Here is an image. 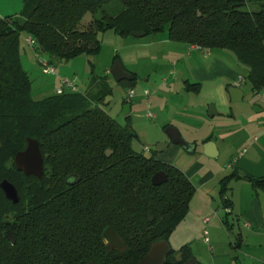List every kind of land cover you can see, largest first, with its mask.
Here are the masks:
<instances>
[{
	"label": "trees",
	"instance_id": "1",
	"mask_svg": "<svg viewBox=\"0 0 264 264\" xmlns=\"http://www.w3.org/2000/svg\"><path fill=\"white\" fill-rule=\"evenodd\" d=\"M112 4L118 8L108 13L104 8ZM248 5L253 11L244 10ZM86 14L89 21L81 24ZM105 32L120 38L166 32L171 43L225 50L245 69L250 90H264V0H21L16 15L0 17V181L9 182L18 197L11 204L0 191V264H135L151 244L167 243L187 213L194 191L187 178L152 153L135 152V134L98 107L110 95L106 83L94 84L82 96L29 98L30 80L18 52L21 34L35 41L37 53L68 61L95 56L97 35ZM129 75L119 82L126 88L136 81ZM184 89L197 92L198 87ZM26 138L38 145L40 181L23 176L12 163ZM158 172L165 181L153 187L150 178ZM236 179L253 190L264 186L262 179L235 172L220 178L223 207L228 184ZM4 214L9 218L1 219ZM221 223L228 229L225 217ZM106 228L123 249L107 246ZM190 259L188 247L169 248L163 264Z\"/></svg>",
	"mask_w": 264,
	"mask_h": 264
},
{
	"label": "crops",
	"instance_id": "2",
	"mask_svg": "<svg viewBox=\"0 0 264 264\" xmlns=\"http://www.w3.org/2000/svg\"><path fill=\"white\" fill-rule=\"evenodd\" d=\"M20 8L21 0H0V17L16 15ZM158 41L169 47L164 56H171V60L175 62L172 64L174 70L167 72L174 77L165 92H159L162 87H166V84L161 83L149 91L142 90L141 97H144L143 93L146 92L145 98L148 97L152 104L159 101L160 95L178 98L180 105L193 108L195 105L185 100L192 95L197 102L199 120L209 127L198 142H185L187 149H175L161 161L156 159L181 172L194 190L185 217L168 236V247L175 252L182 246L188 247L195 264H264V186L253 190L243 179L229 182L228 191L223 198L229 213L228 216L223 213L222 217L231 225L235 223L234 231L231 227L229 234L225 232L221 217L216 214L219 205L222 211L224 207L218 196L217 186L215 188V181L220 178V173L224 172H227L224 173L227 175L235 172L238 176L246 175L264 181V90L252 92L244 77L235 73L240 71V68H231L229 63H224V56L227 61H232L224 50H209L208 54L203 56L189 46L184 45L186 49L183 50L179 44L168 42L166 38ZM131 53L126 61L134 66L138 60H147L149 64V59L155 58L148 52ZM117 61L126 71L121 60ZM135 72L137 71L131 74L134 73L138 77ZM161 73L163 71L160 67L159 74ZM60 78L65 77L55 76L57 85ZM187 85L197 86V92L185 91ZM229 87L240 90L239 102H230L227 94ZM208 105H213L216 112L211 118L206 116V112L205 115L201 111L198 112ZM171 120L173 118L163 119L162 127L170 126L179 135ZM176 123L182 124L181 121ZM220 158L223 162L222 169L210 165L211 161ZM216 199L218 206L214 205ZM204 219H207L205 223ZM203 232H206L207 236L205 242L202 241ZM225 244H229L228 248L232 247L235 251L226 250Z\"/></svg>",
	"mask_w": 264,
	"mask_h": 264
},
{
	"label": "rangeland",
	"instance_id": "3",
	"mask_svg": "<svg viewBox=\"0 0 264 264\" xmlns=\"http://www.w3.org/2000/svg\"><path fill=\"white\" fill-rule=\"evenodd\" d=\"M117 8L118 6H116V4H112L104 9H106L108 13H115ZM244 10L253 11L252 5L246 6ZM89 18V15H84L81 20V24L89 21ZM26 38L27 37L24 34L19 36L18 52L21 68L30 80L29 98L32 102H38L55 96V86L58 84L55 76L68 78V80L76 87V93L81 96L89 93L94 84L106 83L110 89V95L105 97L103 103L99 104L98 107L118 125H127L135 134V139H133L131 143V148L135 152L142 153L145 156L152 153L155 159L159 158L160 161L172 150H181V147L168 143L165 129L162 127L164 125L162 122L163 119L168 117L173 118V120H171V124L178 129L183 143H189L191 141L198 142V139L207 133L209 127L207 128L206 123L203 124L204 121L199 120L196 110L197 102L192 95H189V97H187L189 99L185 98V100L192 103V105H195L193 108H190V106L186 107L184 104L180 105L178 98H167L160 95L158 96L159 101L152 104L148 97H141L140 93L142 90L149 91L151 88H157L161 83L166 84V87H162L159 92H165L170 80H173L174 76H170L167 72L174 70L172 64L175 62L171 60V56H164L169 47L158 41L161 38H166L167 40L166 32L143 36L140 38H132L130 36L120 38L113 35L111 32L98 34L97 38L99 41V50L95 56L81 55L68 61H59L55 57L48 54L37 53L38 60L49 63V65L53 67L54 75H45L41 73V68L37 59L34 57V52L25 45L24 40ZM179 46H181L183 50L186 49L184 45L179 44ZM134 52H148L150 55L155 56V58L149 59V64H147V60H138L136 66H134L126 61L129 54H133ZM224 52L230 60L232 59V61H227V57L224 56V63H229L231 68H236V66H238L237 68H240V71L235 73H240V75L244 77L245 69L235 62L231 53L225 50ZM113 56H116L118 60H121L124 69L126 71H130L129 73L137 71L135 73H137L138 77L135 76L136 81L131 89L124 87L120 83H114L108 73H106L112 65L111 62ZM157 66L159 67L157 68ZM160 67L163 71L161 74H159ZM246 85L248 86V84ZM57 86L59 87V85ZM129 90L132 91L134 96L129 104V118L128 120H125L122 113V101H124L126 93ZM91 94L92 93H90V95ZM209 106L211 105H208L207 107L205 106L203 109H199L198 112L201 111L205 115ZM177 108H180L182 111H178ZM147 113H150L153 118H147ZM204 120L206 122V119ZM177 121H181L182 124L176 123ZM211 133H213V131ZM162 145H165V147L160 152H156V148ZM142 148H147L149 152H142ZM211 162L212 163H210V165L212 164L220 169L223 168L222 158ZM224 173H220V178L227 175ZM219 179L215 181V188L217 186V189ZM214 205L218 206L217 199ZM223 213L224 212L219 205L216 210V214L222 219L224 216ZM211 214L213 215V212ZM211 214L210 216H212ZM9 216L10 214H4L1 216V219H8ZM214 216L215 215H213V217ZM227 224L228 229H224L225 232L229 234L231 227L232 231H234L233 226H235V223L231 225L227 221ZM228 245L225 244L226 250L229 249ZM229 250L233 251L234 249L231 247Z\"/></svg>",
	"mask_w": 264,
	"mask_h": 264
},
{
	"label": "water",
	"instance_id": "4",
	"mask_svg": "<svg viewBox=\"0 0 264 264\" xmlns=\"http://www.w3.org/2000/svg\"><path fill=\"white\" fill-rule=\"evenodd\" d=\"M143 33H131L130 37L132 38H140L143 37ZM108 75L112 79L114 83H119L121 81H128L130 79L129 73L123 70L121 64L119 62H115L111 65L108 70ZM227 94L230 98L231 103L239 102L241 99V92L239 89L234 87H229L227 89ZM129 112V105L123 104L122 106V113L124 118L128 116ZM216 112L214 110L213 105L208 107L206 112V116L211 118L215 116ZM165 133L168 139V143L172 145L179 146L181 148H186V144L183 143L181 138L179 137L176 130L172 127L165 128ZM25 148L22 151L17 152L13 158L12 163L14 168L17 172H21L24 176H31L34 177L36 180L40 181L43 175V168H42V158L39 153L37 142L33 139H25ZM165 145L158 146L156 148V152H160ZM110 152H105V155L108 156ZM71 179H75L74 176H71ZM76 181V180H75ZM165 177L161 172L155 173L150 178V185L153 187L159 186L164 183ZM0 191L4 197V199L11 204H16L18 201L16 191L14 187L7 182L6 180L0 181ZM150 221L151 218H148ZM102 237L105 240L107 246L111 249H123V244L120 242L116 234L110 229L106 228L103 233ZM6 240L9 242L10 245H13L14 238L11 237L10 233L7 232L5 234ZM168 244L165 241H157L151 244L145 253V255L135 264H163L164 258L168 253ZM182 264H195L193 259L188 260Z\"/></svg>",
	"mask_w": 264,
	"mask_h": 264
},
{
	"label": "built area",
	"instance_id": "5",
	"mask_svg": "<svg viewBox=\"0 0 264 264\" xmlns=\"http://www.w3.org/2000/svg\"><path fill=\"white\" fill-rule=\"evenodd\" d=\"M24 42H25L26 47L29 48L31 51L34 52V54H35L34 57L37 59V62L39 64L40 68H41V73L42 74H45V75H54V70H53V67L51 65H49L46 62H42V61L38 60L37 52L35 51V41L32 38L27 37L24 40ZM189 48L190 49H194V50L200 52L201 54H203V56L204 55L206 56L208 54V51L207 50L201 49V48H199L197 46H189ZM65 92H68V93H76V88L72 84V82L69 81L68 79H66V78H60V80H59V87L55 90V95H61V94L65 93ZM146 95H147V93L144 92L143 93V96L146 97ZM132 98H133V93H132L131 90H129L126 93V97L124 99L125 104H129L131 102V99ZM146 117L151 119L153 116L150 113H147L146 114ZM142 152L148 153L149 151H148L147 148H142ZM223 212L225 214H228L229 213L228 208L227 207H224L223 208ZM206 221H207V219H204L203 220V223H205ZM202 235H203V241L205 242L206 241V238H205L206 237V232H203Z\"/></svg>",
	"mask_w": 264,
	"mask_h": 264
},
{
	"label": "flooded vegetation",
	"instance_id": "6",
	"mask_svg": "<svg viewBox=\"0 0 264 264\" xmlns=\"http://www.w3.org/2000/svg\"><path fill=\"white\" fill-rule=\"evenodd\" d=\"M21 173V172H20ZM22 174V173H21ZM23 175V174H22ZM24 176V175H23ZM28 177V176H27ZM34 178V177H33ZM69 184V183H68ZM18 198V197H17Z\"/></svg>",
	"mask_w": 264,
	"mask_h": 264
}]
</instances>
